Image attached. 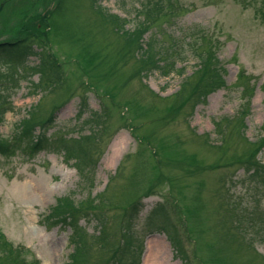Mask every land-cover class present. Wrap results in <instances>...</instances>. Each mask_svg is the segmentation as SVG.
Listing matches in <instances>:
<instances>
[{
	"label": "rangeland",
	"instance_id": "rangeland-1",
	"mask_svg": "<svg viewBox=\"0 0 264 264\" xmlns=\"http://www.w3.org/2000/svg\"><path fill=\"white\" fill-rule=\"evenodd\" d=\"M262 12L264 0H8L0 44L23 42L38 54L0 56V138L11 141L31 111L49 136L92 131L87 147L99 159L82 181L52 147L0 155V264L70 263V231L45 225L63 198L86 201V264H144L159 238L164 264H183L157 230L161 211L178 231L185 264H264V173L251 170L264 163V146L248 163L264 130ZM141 42L155 66L166 64L142 71ZM201 54L218 61L226 82L204 98ZM41 60L52 67L49 79L38 72ZM127 224L133 245L114 259Z\"/></svg>",
	"mask_w": 264,
	"mask_h": 264
},
{
	"label": "trees",
	"instance_id": "trees-1",
	"mask_svg": "<svg viewBox=\"0 0 264 264\" xmlns=\"http://www.w3.org/2000/svg\"><path fill=\"white\" fill-rule=\"evenodd\" d=\"M150 4V3H149ZM100 16H102V19H105V21H108L110 24H113V26L116 28L117 32L122 33L123 35H129L127 30L124 31V23L122 20H118V18L114 15L108 14L106 11H99ZM262 14V21L264 22V12ZM132 33H135L136 35H139L140 29H135ZM23 42H16L11 44H3L0 45V56L3 58H6L9 61L12 62H20L23 58L27 56H34L35 54H38L37 52H34L33 49L30 46H22ZM176 47V46H175ZM138 55H141V70H147V69H159L160 64L163 66L162 63H165L164 61H160L155 66L152 56L149 52V46L148 43L138 45ZM136 50V51H137ZM180 55V54H179ZM39 56V55H38ZM208 56V53H205V57ZM200 66H199V72L198 74H203L201 80L196 83V86H198L201 83H206L205 86L202 88L201 92L198 94L195 92V87H193L192 95L194 93H197L198 98L202 97L204 98L205 93L208 91H213L217 88H226V82L224 79V71L221 68L220 64H215L213 59L214 57L209 58L206 60L204 57V54H201L200 56ZM183 70L184 68H181ZM52 71V67L50 66V63L48 61H42L38 65V72L41 76L46 77V79L51 78L50 73ZM182 80H181V88L179 91L184 92V89L190 85L189 78L187 76L185 77L184 74H182ZM178 91V92H179ZM180 92V93H181ZM207 95V94H206ZM37 107V106H35ZM35 111V110H34ZM2 113H0V116ZM34 113H31V111L28 114V117L24 119L23 122H25V126H20L17 130L18 133L15 134L11 141H4L2 138H0V155L7 156L11 153L15 152L17 146L25 145L29 148L31 153L38 154L46 149H49L50 147L58 149L59 151H62L64 153V157H66L67 162H72V166L75 168L79 178L82 181H85V178L88 173V168H93L96 163L98 162L97 156H98V149H92L90 147H87V141L92 136V131H90L88 136L85 137H79L77 139H67L64 136H54L53 135H47L44 131V125L41 124H34ZM32 121V123H31ZM38 128V129H37ZM241 136L245 137L243 132H241ZM264 130L263 134H260V137L257 142V148H255L254 152L249 155L248 157V163L253 162V159H255L254 153H258L260 151V147L264 146ZM254 142V143H256ZM261 163V162H260ZM88 167V168H87ZM253 170V175H256L259 177L261 173H264V163L259 164L255 163L254 167L251 169ZM87 199V198H86ZM91 199V198H90ZM86 202L85 200H82ZM82 201L76 202L73 199L70 198H63L59 199L55 206L50 210L49 214L45 216V225H55L60 227H66L70 231L69 236V242L72 245V252L70 254V263L69 264H86V255L88 251V242L86 238V231L81 226L80 222L82 219H86L85 217H90L84 215L81 209V205L84 203ZM101 200H98L100 202ZM97 202V203H98ZM94 203V199H91V203L88 205V207H91ZM138 203L134 204L130 209L128 210V221L131 222V218L138 214ZM92 211V210H91ZM93 212V211H92ZM154 216H162L164 217L163 222L161 223L160 227L157 228V230L162 231L168 239V241L171 244V247L173 251L175 252L177 258L185 264L187 262V257L183 248L182 240L178 234V231L176 227L166 218L165 213L162 211L159 213H154ZM96 217L97 225L99 226V230L97 233V236H102V228L103 221L102 218L97 216V214L94 216ZM134 241V236L131 231V225L127 224L125 227L124 232L121 234V241L118 246V248L115 251V258L118 254L127 253ZM2 245L6 249H10V245L2 239ZM118 259L116 261L110 263V264H119Z\"/></svg>",
	"mask_w": 264,
	"mask_h": 264
},
{
	"label": "bare ground",
	"instance_id": "bare-ground-1",
	"mask_svg": "<svg viewBox=\"0 0 264 264\" xmlns=\"http://www.w3.org/2000/svg\"><path fill=\"white\" fill-rule=\"evenodd\" d=\"M166 253L164 242L160 238L156 239L151 243L149 255L146 257L144 264H164L163 260L166 259Z\"/></svg>",
	"mask_w": 264,
	"mask_h": 264
},
{
	"label": "flooded vegetation",
	"instance_id": "flooded-vegetation-1",
	"mask_svg": "<svg viewBox=\"0 0 264 264\" xmlns=\"http://www.w3.org/2000/svg\"><path fill=\"white\" fill-rule=\"evenodd\" d=\"M6 3V2H5ZM5 3H3V5H5Z\"/></svg>",
	"mask_w": 264,
	"mask_h": 264
}]
</instances>
